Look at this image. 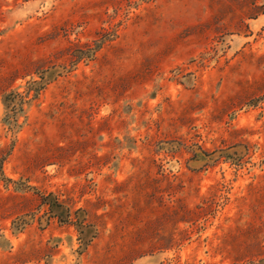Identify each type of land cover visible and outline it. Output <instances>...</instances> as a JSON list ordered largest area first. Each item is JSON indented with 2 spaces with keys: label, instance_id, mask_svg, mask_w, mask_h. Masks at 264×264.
I'll return each mask as SVG.
<instances>
[{
  "label": "rangeland",
  "instance_id": "374dc122",
  "mask_svg": "<svg viewBox=\"0 0 264 264\" xmlns=\"http://www.w3.org/2000/svg\"><path fill=\"white\" fill-rule=\"evenodd\" d=\"M0 161V264H264V0H0Z\"/></svg>",
  "mask_w": 264,
  "mask_h": 264
},
{
  "label": "trees",
  "instance_id": "16d2710c",
  "mask_svg": "<svg viewBox=\"0 0 264 264\" xmlns=\"http://www.w3.org/2000/svg\"><path fill=\"white\" fill-rule=\"evenodd\" d=\"M5 104L7 105V107L10 109L9 111L11 113H13V115L15 114L16 110H17V105H21V101L19 100V102H16L18 100V95L14 94V93H10L9 95L5 96L3 98ZM21 111V109H19ZM11 117L7 116L6 119H5V122L7 124H9V120H10ZM1 161H0V172L2 173V170H1ZM49 205H50V209H51V213L53 214V212L55 210H58L61 212V214L59 215H55V217H58L60 222H65L66 218L68 217V211L67 209L64 208V206L58 204L54 198H52L51 195H49L48 197H46L45 199ZM83 211H78L76 213L77 215V223H76V227L79 231V234L82 236L84 235L85 231L89 230V229H93L91 225H86L84 224V220H83ZM63 215L64 218H63Z\"/></svg>",
  "mask_w": 264,
  "mask_h": 264
}]
</instances>
